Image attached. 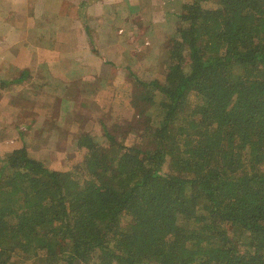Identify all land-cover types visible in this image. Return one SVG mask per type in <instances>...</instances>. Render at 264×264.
<instances>
[{
  "label": "trees",
  "instance_id": "1",
  "mask_svg": "<svg viewBox=\"0 0 264 264\" xmlns=\"http://www.w3.org/2000/svg\"><path fill=\"white\" fill-rule=\"evenodd\" d=\"M165 13L162 71L123 102L128 142L103 122L70 171L0 158V264H264V0Z\"/></svg>",
  "mask_w": 264,
  "mask_h": 264
},
{
  "label": "rangeland",
  "instance_id": "2",
  "mask_svg": "<svg viewBox=\"0 0 264 264\" xmlns=\"http://www.w3.org/2000/svg\"><path fill=\"white\" fill-rule=\"evenodd\" d=\"M181 1L183 2V0H157L153 4L151 0H139L141 6H137L134 14L126 13L125 10L131 8L123 4L113 9L110 19L112 20L110 22L112 30L117 32L122 29L119 28L120 26L125 27V29H122L124 33L119 32L116 37L124 34L126 36L124 42L128 39L130 44H125L128 47L126 48L125 46L122 47L120 42L113 41L115 43L112 44L109 50L104 52L106 47H109L102 43L105 29L100 24L95 27L98 33L93 32L92 36H90V38L92 37L93 48L100 50L99 52L102 50V59L106 60L107 63H114V65L111 67L108 63L109 67H107L105 63L99 77H80L78 78V83L73 84L75 88L70 86L72 88L70 95L82 102L85 100L86 104L83 103L84 107H81L80 110L77 109L76 114L70 116L69 120L63 124L62 102L60 104L58 103L59 101L54 104L51 103L49 116L46 118L47 122L45 124L47 131L41 132V139H39L40 137L37 138L39 134L36 135L34 131L30 133L32 128L28 122L18 126L16 131L12 130L11 125L7 128L6 123L0 122V132H3L2 134L5 138L3 142H0V158L6 151L11 152L25 147L31 156L41 158L46 166L58 165L63 171H70L75 164L82 161L92 145L106 143L101 127L103 122L107 124L109 129L111 128L110 131L116 123L115 125L119 126L118 129L113 133L111 132L114 134L116 141L120 143L128 142L130 137L127 134L124 120L131 118L134 113L123 110V102L125 100L127 102L128 97L126 98V95L130 93L129 91H131L132 87L138 85V81L153 80L161 73L162 68L158 64V59L164 50L162 48L164 47L163 43L170 38V35H166L164 31L168 30L176 20L175 18L167 20L165 12L167 10H177L182 3ZM132 10H134L133 7ZM87 15L91 18L90 20H97L92 18L89 13ZM103 16L101 21L107 18L105 15ZM93 20L92 22H94ZM105 36L108 39V43L112 42V36L109 32ZM134 45L135 47L132 49ZM89 47V44H85L83 48L86 51ZM133 51H136V53H133ZM122 54L123 56L119 57ZM43 80L46 79L41 77L27 79L20 90L26 91L27 96H29V93L32 94L34 92L35 96L28 98L29 102L23 103L24 105L20 106V110H15L17 113L13 112L16 121H14V116L12 115H9L6 121H11L13 124L23 116L28 119L30 117L36 118L35 114L39 112L32 107L41 102L37 99L41 94L37 92V87L39 82ZM112 82L113 84L118 83L119 88H114ZM121 88H123V91ZM125 88L128 89L126 90ZM116 89H119L121 93L118 96V102L121 103L117 104V106L115 103L118 102H114ZM18 92L16 90L3 93L1 104L8 105L9 102L13 104V99L18 101L20 96L26 95V93L21 92L20 94L19 92L18 94ZM55 100L57 98H53L52 101ZM82 102L80 103L81 105ZM126 102L124 103L126 104ZM125 113L129 117L124 116L126 115ZM61 120L62 132H55L54 130L59 129L57 122ZM141 127L142 123L138 119L132 120L133 129H141ZM55 133L57 134L54 135ZM16 143L17 147L13 149L12 147H15Z\"/></svg>",
  "mask_w": 264,
  "mask_h": 264
},
{
  "label": "crops",
  "instance_id": "3",
  "mask_svg": "<svg viewBox=\"0 0 264 264\" xmlns=\"http://www.w3.org/2000/svg\"><path fill=\"white\" fill-rule=\"evenodd\" d=\"M156 1L151 0L153 4ZM121 4L131 8L125 10L130 14H134L137 6H141L139 0H0V122L6 123L7 128L11 125L15 131L18 126L28 122L32 128L30 133L34 131L36 135L39 134V138L41 132L47 131L45 124L51 103L62 102L63 124L84 107L83 103L86 104V101L73 98L70 95V86L78 83L80 77H99L105 63L107 67L109 64L111 67L114 65L102 59V50L99 52L100 50L93 48L90 36L93 32L98 33L95 27L100 24L105 29H102L103 33L106 35L109 32L112 36V42L108 43L103 35L102 43L109 46L104 52L116 41L126 48L128 47L125 44H130L128 39L124 42V34L116 37L117 33H124L122 29L125 27L120 26L122 29L116 32L112 30L110 23L113 9ZM88 13L97 19H92L96 23L90 20ZM103 15L107 18L101 21ZM85 44L90 46L86 51L83 48ZM134 47L135 45L132 49ZM122 56L123 54L119 57ZM32 77L46 79L39 82L37 87V92L41 93L37 99L41 102L32 107L39 113L35 114V119L23 116L13 124L6 121L9 115L14 116L16 121L14 113L20 110L23 103L29 102L28 98L35 96L34 92L27 96L26 91L20 90L27 79ZM113 86L119 88L118 83ZM16 90L26 95L20 96L18 101L13 99V104H1L3 93ZM53 98L57 100L52 101ZM57 124L59 129L54 131L62 132V120ZM2 133L0 132V142L5 139ZM16 147L17 143L12 148Z\"/></svg>",
  "mask_w": 264,
  "mask_h": 264
}]
</instances>
